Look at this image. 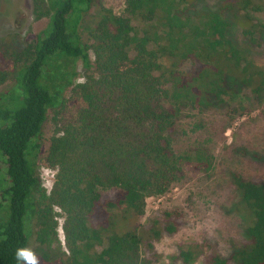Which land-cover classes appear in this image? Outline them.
<instances>
[{
	"label": "trees",
	"instance_id": "obj_1",
	"mask_svg": "<svg viewBox=\"0 0 264 264\" xmlns=\"http://www.w3.org/2000/svg\"><path fill=\"white\" fill-rule=\"evenodd\" d=\"M194 2L125 0L116 15L98 0H37L45 28L20 46L0 39V88L12 84L0 94V264H17L21 247L40 264L156 263L155 245L176 233L179 214L145 224L146 200L214 166L204 149L175 152L182 114L264 93V68L233 37L238 29L258 45L264 24L250 14L263 13L264 0H224L221 12L192 15ZM48 111L54 132L44 144ZM39 168L56 172L49 193ZM230 185L244 241L228 259L185 245L183 264H264V179L233 174ZM55 208L64 251L53 253Z\"/></svg>",
	"mask_w": 264,
	"mask_h": 264
},
{
	"label": "rangeland",
	"instance_id": "obj_2",
	"mask_svg": "<svg viewBox=\"0 0 264 264\" xmlns=\"http://www.w3.org/2000/svg\"><path fill=\"white\" fill-rule=\"evenodd\" d=\"M36 1L0 0V39L7 43L14 39L11 45L20 46L28 34H38L45 28L47 20L35 15ZM98 1L116 15L124 10L125 0ZM224 8V0H195L190 14L221 12ZM234 14L237 10L233 7L232 11L226 9L224 12L229 21ZM250 15L254 22L264 24V12ZM233 37L239 46L248 50L251 60L264 68V37L257 36V46L248 45L238 29L234 30ZM90 58L93 60L92 54ZM82 72L81 69L76 83L83 81ZM11 85L10 81L7 82L0 88V94ZM225 99L222 107L213 105L184 111L171 133L176 153L204 149L214 157V166L208 174L186 172L168 194L146 200L145 224L160 219L164 213L179 214L176 233L164 236L155 245L158 255L155 264H183L179 252L185 245H199L206 255L215 253L228 259L233 248L244 241L243 222L233 213L239 198L230 185V176L234 174L251 181L264 179V93L256 98L243 91L234 98ZM51 120L52 112L48 111L42 131L44 144L53 136ZM55 174L43 168L37 170L41 187L47 193L53 186ZM54 216L58 243L52 247V252L56 253L60 249L64 251L61 229L64 216L56 208ZM202 260L199 258L193 264H204Z\"/></svg>",
	"mask_w": 264,
	"mask_h": 264
},
{
	"label": "clouds",
	"instance_id": "obj_3",
	"mask_svg": "<svg viewBox=\"0 0 264 264\" xmlns=\"http://www.w3.org/2000/svg\"><path fill=\"white\" fill-rule=\"evenodd\" d=\"M17 264H40L39 256L31 248H17L15 252Z\"/></svg>",
	"mask_w": 264,
	"mask_h": 264
}]
</instances>
